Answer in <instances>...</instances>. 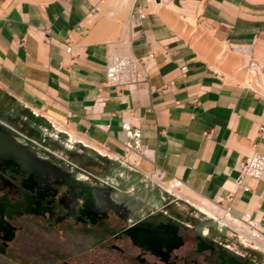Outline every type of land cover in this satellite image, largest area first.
I'll use <instances>...</instances> for the list:
<instances>
[{
	"label": "crops",
	"instance_id": "obj_1",
	"mask_svg": "<svg viewBox=\"0 0 264 264\" xmlns=\"http://www.w3.org/2000/svg\"><path fill=\"white\" fill-rule=\"evenodd\" d=\"M116 1L122 7L103 0H0V124L66 168L139 196L147 209H164L171 199L174 213L184 216L179 199L193 204L162 185L180 182L191 199L250 214L264 234V169L245 179L248 189L234 186L246 155H264V97L249 82H231L241 67L220 53L223 46L250 58L264 73V0ZM145 7L127 36L133 55L154 51L150 87L106 86L113 43L106 38L115 25L103 15ZM122 42L117 38L116 49ZM231 70L236 78L226 76ZM123 115L138 118L143 146L128 160ZM144 173L161 184H145Z\"/></svg>",
	"mask_w": 264,
	"mask_h": 264
},
{
	"label": "flooded vegetation",
	"instance_id": "obj_2",
	"mask_svg": "<svg viewBox=\"0 0 264 264\" xmlns=\"http://www.w3.org/2000/svg\"><path fill=\"white\" fill-rule=\"evenodd\" d=\"M31 145L53 165L31 172L0 162V264H264L202 223L213 221L177 216L171 199L147 209Z\"/></svg>",
	"mask_w": 264,
	"mask_h": 264
},
{
	"label": "built area",
	"instance_id": "obj_3",
	"mask_svg": "<svg viewBox=\"0 0 264 264\" xmlns=\"http://www.w3.org/2000/svg\"><path fill=\"white\" fill-rule=\"evenodd\" d=\"M155 2V0H151ZM148 8H142L137 11H131L128 17L127 26L136 27L140 24V20L145 16ZM129 37L124 39L120 50L116 49L114 43H110V50L106 56L105 64V75L104 84L106 86H112L115 88H128L130 90L137 88H149V78L147 74V65L154 59V51H148L142 56H135L130 52L129 49ZM71 51V45L67 39L65 52ZM258 66L256 62L249 58L248 67L254 68ZM254 90V89H253ZM257 92L256 90H254ZM260 96L264 97V92L259 93ZM137 117H129L126 115L121 116V128L123 132L122 143L125 147L126 154L123 159L128 160L129 154L134 153L136 155L141 154L143 146L141 143V131L140 125L137 122ZM58 155V154H57ZM135 165V160H131ZM264 169V155L253 151L247 154L241 169L234 180V186L236 189H248L244 181L246 178L254 177L259 178L262 175ZM143 181L148 185H159L160 180L152 173H144ZM176 185H180V182H176ZM231 215L238 225L237 227L232 226L231 229L235 232L240 233L244 239H248L241 230H248L252 233L260 232V227L257 222L251 217L250 214H243L242 216H235L229 211H225ZM217 222H220L215 218ZM251 240V239H248Z\"/></svg>",
	"mask_w": 264,
	"mask_h": 264
},
{
	"label": "rangeland",
	"instance_id": "obj_4",
	"mask_svg": "<svg viewBox=\"0 0 264 264\" xmlns=\"http://www.w3.org/2000/svg\"><path fill=\"white\" fill-rule=\"evenodd\" d=\"M102 4L103 5H108V4L113 5V9H117V5H118L116 0H112V1L103 0ZM152 9L156 10V7L151 5V7H149V10H152ZM112 11L113 10H110L109 14L103 15L104 19L107 18L112 24L115 25V32L111 36L107 37L106 39L113 43L116 42L117 38H120L121 41H124V39H127L128 37L127 36V29H128L127 22H128V17L130 13L128 14L127 12V14L123 16V15H119L117 12L115 14H112ZM231 82L239 83L241 85H247L245 83H242L239 80H232ZM249 87H251L252 89L256 90L259 93H262L261 91H258L256 88H254L255 86L253 84H250ZM175 184L176 183H174V181H168V180H165L164 184L162 183L163 187H165V189H167L170 193H173L181 198H186L193 204V205H188V203L179 199L178 208L179 210L183 212L184 217L185 216L186 218L190 217V215L192 214V215H195L196 218L213 221V222H202V223L204 224L208 223L212 225L213 227H215V229L219 232V234L225 238V241L229 242L232 246L237 247L238 249H242V250L248 249L249 251H254L258 255H260V257L264 260V250L257 242L253 240L244 239L240 235V233L235 232L234 230L231 229L232 225L227 224V223H221V222H226V221L218 219L220 222H215L214 221L215 217L208 215L195 204V202H203V201L198 200V199L197 200L191 199L187 194H185V190L182 185H175ZM179 190L183 192V195L178 194Z\"/></svg>",
	"mask_w": 264,
	"mask_h": 264
},
{
	"label": "bare ground",
	"instance_id": "obj_5",
	"mask_svg": "<svg viewBox=\"0 0 264 264\" xmlns=\"http://www.w3.org/2000/svg\"><path fill=\"white\" fill-rule=\"evenodd\" d=\"M120 2V1H119ZM122 3H124V4H127V1H125V0H123V2ZM111 4V3H110ZM110 6V5H109ZM118 7L120 6V5H117ZM125 6V5H124ZM120 7H122V5L120 6ZM107 8V7H106ZM110 9V7L108 8V10ZM122 9V8H121ZM107 10V11H108ZM112 10V9H111ZM118 10H120V8L118 9ZM123 10V9H122ZM100 17V16H99ZM95 19V18H94ZM97 19H98V17H97ZM96 19V20H97ZM100 19V18H99ZM86 21H87V19H86ZM88 21H89V18H88ZM91 21V20H90ZM92 21L93 22H95V20H93L92 19ZM97 22V21H96ZM103 22V21H102ZM88 24H90V23H88ZM95 24H97V25H100V23H95ZM94 25V24H93ZM101 26V25H100ZM93 27V26H92ZM192 27H193V25H192ZM103 28V27H102ZM101 29V28H100ZM105 29V28H104ZM97 31H95V32H99V30H98V28L96 29ZM106 30V29H105ZM202 31V30H201ZM103 32V31H102ZM102 32H101V34H102ZM105 32V31H104ZM210 40H212V39H210ZM211 42V41H210ZM215 42V41H214ZM212 43V42H211ZM216 43H219V42H216ZM212 44H214V43H212ZM221 44V42L219 43V45ZM225 44V43H224ZM218 45V44H217ZM226 45V44H225ZM233 52H235V51H233ZM220 53H223V55L225 56V57H227V59H228V61L229 62H232V63H234L235 65H236V67H237V64H239L240 65V67H241V69H240V73L238 74V76H237V79H239L242 83H245V82H249V84H253L255 87L254 88H256L258 91H261V92H264V73L261 71V69L260 68H258V66L257 67H254V68H249L248 67V58L247 57H245V56H243V55H239V54H234V53H232V52H230V51H228L225 47H221L220 48ZM238 53V52H237ZM223 56V57H224ZM221 60V59H220ZM223 61H225V60H223ZM227 61V62H228ZM226 62V61H225ZM228 62V63H229ZM223 64H224V62H223ZM223 64H222V66H219V67H223ZM229 64H231V63H229ZM226 65V67L227 66H230V65ZM217 65H219V64H217ZM217 67V66H216ZM218 67V68H219ZM233 68V67H232ZM235 68V67H234ZM222 70V69H221ZM225 70V69H224ZM224 70H223V72H224ZM236 74V75H237ZM229 76L230 77V79H231V77H233V75L235 76V78H236V75H235V72H232V70L231 71H229V72H227V74H226V76ZM229 77H228V79H229ZM233 80V79H232ZM252 87V86H251ZM132 158V157H131ZM176 185V184H175ZM178 194H182L183 195V192L181 191V190H179L178 191ZM198 205V204H197ZM199 208L202 210V211H204L205 213H207L208 215H210V216H212V217H215V218H217V219H221V220H223V221H226V222H221V223H227V224H230V225H232V226H234V227H237V225H238V222L237 223H235L236 221L235 220H233L234 218L231 216V215H229V214H227L226 212H224V211H222V210H220V209H217L216 207H214L210 202H203V203H199ZM241 233L242 234H244L248 239H251V240H253V241H255V242H257L262 248H263V250H264V235L263 234H261L260 232H254V233H252L251 231H248V230H241Z\"/></svg>",
	"mask_w": 264,
	"mask_h": 264
},
{
	"label": "water",
	"instance_id": "obj_6",
	"mask_svg": "<svg viewBox=\"0 0 264 264\" xmlns=\"http://www.w3.org/2000/svg\"><path fill=\"white\" fill-rule=\"evenodd\" d=\"M0 162L18 166L24 171L37 172L53 163L47 157H40L31 144H24L16 133L2 129L0 125Z\"/></svg>",
	"mask_w": 264,
	"mask_h": 264
}]
</instances>
